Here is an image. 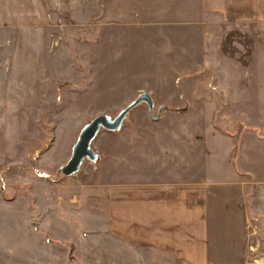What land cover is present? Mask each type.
<instances>
[{
  "label": "crops",
  "instance_id": "1",
  "mask_svg": "<svg viewBox=\"0 0 264 264\" xmlns=\"http://www.w3.org/2000/svg\"><path fill=\"white\" fill-rule=\"evenodd\" d=\"M50 2L0 0V83L22 94L18 99L24 106L18 108L44 107L43 98L32 100V91L46 98L56 87L57 72L48 73V68L56 70L54 53L47 47L59 28ZM107 15L111 30L117 21ZM182 18L162 24L163 31L146 22L135 36L168 45L195 40L201 57L197 73L213 77L214 85L184 90L183 101L201 103L204 117L192 123L193 130L182 126L174 138L151 135L155 141L142 151L159 168L138 158L142 140L122 133L125 122L119 132L106 131L120 143L103 149V221L128 246L170 255L172 264H256L250 227L254 218L264 225V0H194L183 5ZM132 19L134 26L142 25Z\"/></svg>",
  "mask_w": 264,
  "mask_h": 264
},
{
  "label": "rangeland",
  "instance_id": "2",
  "mask_svg": "<svg viewBox=\"0 0 264 264\" xmlns=\"http://www.w3.org/2000/svg\"><path fill=\"white\" fill-rule=\"evenodd\" d=\"M185 3L194 0H51L49 12L59 33L52 32L48 41L47 53L53 51L50 58L56 65L48 73L57 72L52 78L56 87L46 98L31 94L32 100L43 98L44 107L18 108L24 106L18 99L22 94L4 90L0 83V264H172L170 255L139 252L105 226L103 149L118 145V137L101 131L92 145L99 156L96 163L85 161L69 178L61 168L86 124L100 115L117 117L144 92L155 100V116L161 105L169 111L155 122L142 104L127 117L122 133L142 140L138 158L151 169L159 165L147 162L142 151L155 141L151 135L174 138L182 126L193 130L192 123L204 117L201 103L190 106L183 101L186 90L214 85L213 77L197 73L201 57L195 40L168 45L167 40L154 43L138 40L140 33L135 36L146 22L163 31L162 24L182 21ZM108 13L117 21L111 30L106 29ZM132 17L142 25L134 26ZM187 106L191 109L184 114ZM161 138L160 150L165 142ZM112 169L110 163L107 170ZM252 173L254 177L256 171ZM250 235L254 263L264 264V225L259 219L252 220Z\"/></svg>",
  "mask_w": 264,
  "mask_h": 264
},
{
  "label": "water",
  "instance_id": "3",
  "mask_svg": "<svg viewBox=\"0 0 264 264\" xmlns=\"http://www.w3.org/2000/svg\"><path fill=\"white\" fill-rule=\"evenodd\" d=\"M147 104L149 108L150 117L155 120H160L162 113L168 111L169 108H162L159 110L157 116L154 113V102L148 93H142L131 104L124 108L117 117L113 118L109 115H100L86 124L78 137L76 144L73 147L72 156L68 163L61 168V173L69 178L81 171L82 165L85 161L96 163L98 154L93 150V142L97 139L101 131L119 132L122 129L127 117L134 109Z\"/></svg>",
  "mask_w": 264,
  "mask_h": 264
},
{
  "label": "built area",
  "instance_id": "4",
  "mask_svg": "<svg viewBox=\"0 0 264 264\" xmlns=\"http://www.w3.org/2000/svg\"><path fill=\"white\" fill-rule=\"evenodd\" d=\"M251 226V225H250ZM257 264V263H256Z\"/></svg>",
  "mask_w": 264,
  "mask_h": 264
}]
</instances>
